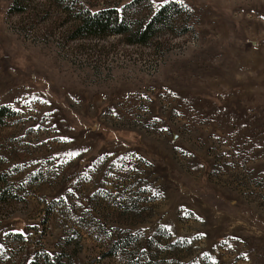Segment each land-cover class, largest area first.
I'll return each instance as SVG.
<instances>
[{
    "label": "rangeland",
    "instance_id": "rangeland-1",
    "mask_svg": "<svg viewBox=\"0 0 264 264\" xmlns=\"http://www.w3.org/2000/svg\"><path fill=\"white\" fill-rule=\"evenodd\" d=\"M0 111V264H264V0H0Z\"/></svg>",
    "mask_w": 264,
    "mask_h": 264
},
{
    "label": "trees",
    "instance_id": "trees-1",
    "mask_svg": "<svg viewBox=\"0 0 264 264\" xmlns=\"http://www.w3.org/2000/svg\"><path fill=\"white\" fill-rule=\"evenodd\" d=\"M19 6L14 5L13 8ZM177 3H169L154 13L150 18L141 21L136 29L132 28L131 21L127 16L119 13L115 8L90 10L85 9L78 17L75 31L85 35H106V34H129L132 41L147 43L157 34L160 26L165 23V18L170 11L177 10ZM2 111H0V115ZM112 254V251L110 252Z\"/></svg>",
    "mask_w": 264,
    "mask_h": 264
},
{
    "label": "snow or ice",
    "instance_id": "snow-or-ice-1",
    "mask_svg": "<svg viewBox=\"0 0 264 264\" xmlns=\"http://www.w3.org/2000/svg\"><path fill=\"white\" fill-rule=\"evenodd\" d=\"M165 2H167V0H165Z\"/></svg>",
    "mask_w": 264,
    "mask_h": 264
}]
</instances>
